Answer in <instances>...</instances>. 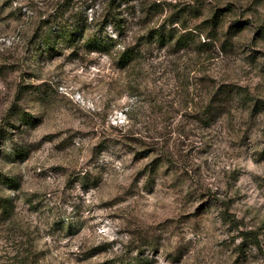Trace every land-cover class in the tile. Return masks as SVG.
<instances>
[{"label": "rangeland", "instance_id": "obj_1", "mask_svg": "<svg viewBox=\"0 0 264 264\" xmlns=\"http://www.w3.org/2000/svg\"><path fill=\"white\" fill-rule=\"evenodd\" d=\"M57 1L0 0V172L17 182L0 183V264H264V0H126L121 29L109 0H74L114 44L36 56ZM180 16L185 49L139 40Z\"/></svg>", "mask_w": 264, "mask_h": 264}, {"label": "trees", "instance_id": "obj_2", "mask_svg": "<svg viewBox=\"0 0 264 264\" xmlns=\"http://www.w3.org/2000/svg\"><path fill=\"white\" fill-rule=\"evenodd\" d=\"M88 2L87 0H79V2ZM126 0H109L108 11H106V16L108 21L114 24L117 29H121L120 27V16H119V9L122 7L121 3ZM74 0H58L57 1V8L55 17L53 19L56 26L50 27L47 31L43 33L39 42L36 44L37 46L33 49V52L36 56L45 54L47 56H51L53 52L59 51L61 48L65 46H73L76 45L78 40L82 41V46L91 50V51H108L109 47L114 44V38L108 36H100L101 30L96 29L93 32L89 33L90 26L87 24L88 17L86 18L83 12L80 10L81 8L78 7V3L75 2L77 5L71 6ZM74 3V4H75ZM90 8L94 9L97 5L94 0L90 2ZM96 4V5H95ZM123 4V3H122ZM154 4V3H153ZM153 4L149 9H152ZM84 5V4H81ZM111 5H113L111 7ZM86 6V5H84ZM194 8V7H193ZM71 9V13L66 15V11ZM192 11H195V8H190L189 10H185L186 14H190ZM220 12V11H219ZM216 11L212 17L208 18L206 22L210 23L211 26L214 24L217 25L219 20L220 14ZM185 14H183L184 16ZM93 19V18H92ZM110 19V20H109ZM183 17L176 20H172L170 27L166 25L164 22L163 24L149 29L142 37H139V40H144V42L155 43L156 45H167L171 44L175 47V51H180L185 49L192 40L190 36V32L185 31H178L175 23L182 22ZM182 27V26H181ZM180 27V28H181ZM185 29V27H182ZM89 33V34H88ZM206 42V41H205ZM137 50L134 45H124L123 50L119 53L118 56V66L127 69L134 63V60L137 58ZM32 84L27 85L26 91H30ZM31 87V88H30ZM30 88V89H29ZM35 93H39V90H32ZM234 90H232V86L226 85L223 88H219L217 94L220 95L221 99H231L233 98ZM213 105L210 103L208 106ZM217 108L211 109L208 108L206 115H213L215 114ZM16 113H18V117L16 118L17 121H21L22 123H26L29 125L34 124L37 121V118L34 117L31 111H26L24 109H16ZM217 113V112H216ZM14 153L17 155L24 154V150H20L16 148ZM0 183L7 184V185H16V179L14 177H10L8 175H4L0 172ZM13 203L6 198L5 196L0 195V212L7 213L13 209ZM141 263V262H140ZM120 264H139L136 261H126Z\"/></svg>", "mask_w": 264, "mask_h": 264}]
</instances>
